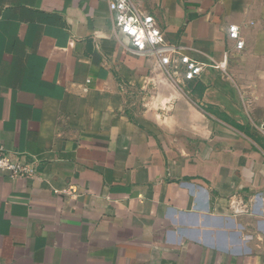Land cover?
I'll list each match as a JSON object with an SVG mask.
<instances>
[{"label":"crops","instance_id":"crops-1","mask_svg":"<svg viewBox=\"0 0 264 264\" xmlns=\"http://www.w3.org/2000/svg\"><path fill=\"white\" fill-rule=\"evenodd\" d=\"M133 1L195 80L107 0H0V141L37 162L0 177V264H264V0Z\"/></svg>","mask_w":264,"mask_h":264},{"label":"built area","instance_id":"built-area-1","mask_svg":"<svg viewBox=\"0 0 264 264\" xmlns=\"http://www.w3.org/2000/svg\"><path fill=\"white\" fill-rule=\"evenodd\" d=\"M114 18L116 32L129 39L135 51L147 55H156L166 71H182L187 80H195L202 68L180 53V47L166 40L157 21L146 14L133 0H107ZM229 36L236 42V48L245 46L238 26H231ZM255 128L264 135V119L255 124ZM37 173L35 158H29L19 152H8L0 141V177L24 178Z\"/></svg>","mask_w":264,"mask_h":264}]
</instances>
